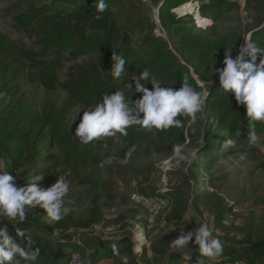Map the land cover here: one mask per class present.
<instances>
[{
  "label": "trees",
  "instance_id": "16d2710c",
  "mask_svg": "<svg viewBox=\"0 0 264 264\" xmlns=\"http://www.w3.org/2000/svg\"><path fill=\"white\" fill-rule=\"evenodd\" d=\"M119 1L106 0L109 7L99 14V20L95 18L98 15L95 0H52L33 10L32 17L24 20L29 26L36 19H41L40 32L46 35V49L52 48L59 53L68 52L76 58H94L93 64L73 67L65 82L60 83L56 74L42 81V86L47 91L61 89L67 95L62 105L49 102L38 108L24 101L23 96L17 97L21 91V70L0 58V167L16 177L15 182H20L21 187H27L28 180L36 175L51 186L59 176L66 180V173L69 172L73 182L90 188L91 225L104 222V212L114 198L109 179L113 163L100 166L111 155L114 140L109 137L88 145L80 144L74 134L82 118L70 121L71 113L77 106L89 109L100 101L103 94H112L116 89L123 88L131 80L133 73L139 74L145 68L163 82L162 87L181 86L186 79L198 91L205 93L202 113L206 119L214 121L211 128L202 127L194 134L188 127L152 132L133 127L128 129L126 137L119 135V138L130 145H137L148 138L183 144L188 135L193 142L199 144L201 153L210 156L213 161L199 163L204 168L205 176L210 175L218 148L232 138L247 139L250 130L246 108L235 101L234 92L224 91L215 80L218 73L214 70L223 68L216 66L215 60L219 56L225 58L227 47L222 42H228L227 37L222 42H206L194 33L196 26L193 16L177 17L172 13L181 5L195 0H161L158 5L161 25L169 37L176 39L175 50L153 36L143 37L133 45L126 44L128 47L122 46L121 30L130 28L117 19L115 9ZM212 1L200 8L202 17L199 23L202 25H206L205 19L218 24L224 14L233 12L236 7L228 0ZM251 3H261V0H248L246 7ZM62 17L64 19L59 20ZM250 41L255 42L258 47H264V27L254 31ZM113 52L122 54L129 61L120 80L113 79L107 72L111 70ZM46 55L44 51L35 58H44ZM262 59L264 54L258 53L257 64ZM30 60L34 62V59ZM52 65L58 67L57 61ZM99 69L105 72L102 73ZM192 73L200 77L204 87L197 84ZM147 87L151 90V85ZM125 91L133 101L142 95L135 92L134 82L133 89ZM1 97H9V100ZM255 132L257 135H264V122L256 123ZM57 147L61 150L60 155L54 153ZM42 162L46 165L39 169ZM198 188L197 200L202 195L201 187ZM139 193L146 201L164 197L142 190ZM174 199L178 200L177 197ZM175 209L182 214L187 209V202L179 200V206ZM227 212L230 209L217 213L215 222H221ZM0 223L9 222L0 219ZM89 226L75 223L72 231L56 234L52 229H42L41 217L27 216L26 221L14 225L9 231L15 235L14 227H19L32 238V247L40 248L36 264H73L75 256L82 255L87 250L90 251L87 264H104L115 258L116 253L112 248L115 243L96 239L80 231ZM116 245L118 248V244ZM137 246L142 248L140 259L146 260L148 245L141 241ZM188 251L192 256V264H264V238L247 245L224 246L222 255L216 258L201 256L198 250ZM128 253L131 254V251L128 250ZM166 264H184L183 251L178 250L175 255L168 257Z\"/></svg>",
  "mask_w": 264,
  "mask_h": 264
},
{
  "label": "rangeland",
  "instance_id": "374dc122",
  "mask_svg": "<svg viewBox=\"0 0 264 264\" xmlns=\"http://www.w3.org/2000/svg\"><path fill=\"white\" fill-rule=\"evenodd\" d=\"M50 1L52 0H0V58L21 70V91L17 97L23 96L24 101L38 108L49 102L62 105L67 99L61 89L47 91L42 86L43 80L56 74L60 83L65 82L73 67L93 64L94 59L76 58L68 52L59 53L52 48L46 49V35L40 32L41 19L26 25L24 20L32 17L33 10ZM160 1H119L115 9L117 19L130 28L121 30L122 46L133 45L143 37H155L154 16L159 12ZM228 1L236 5L233 12L224 14L218 24L213 23L205 28L196 27L194 33L210 43L222 42L227 37L228 42L222 44L233 49L232 56L235 58L244 39L250 40L254 31L264 27V6L261 3H251L246 7L248 0ZM212 2L204 0L200 3L202 6ZM51 17L53 19V15ZM62 19L64 18L59 20ZM162 41L175 50L176 39L167 35ZM44 51L47 53L46 57L35 58ZM30 59H34V62ZM224 59L219 56L215 60L216 66L224 67ZM55 61L58 67L52 65ZM43 63L47 65L44 66ZM192 76L199 86L204 87L198 75L192 73ZM215 80L219 82V75ZM1 99L8 101L9 97ZM84 110L87 108L77 106L71 113L70 121L82 118ZM213 123L200 112L196 123L187 127L197 134L202 127L211 128ZM257 137L255 142H250L248 138H232L235 143H223L215 154L217 159L209 176H205L204 168L199 163L213 162L211 157L203 155L198 148L199 144L193 142L188 135L186 142L181 145L192 159L191 165L184 162L177 164L172 158L173 145L177 143L148 138L137 145H130L121 141L119 134L111 137L114 140L111 156L115 159L109 179L114 198L104 212V222L96 226L100 229L98 236L101 240L118 244V253L104 264H166L168 257L178 252L169 251L170 242L181 231H193L201 223H206L224 246L236 247L261 241L264 238V135ZM133 146L135 150L132 151L130 162L121 165L119 161ZM54 153L61 154L59 147ZM242 153L247 154L245 160L239 158ZM165 161L169 163L166 165ZM45 165L42 162L39 169H43ZM66 181L70 182V191L64 200L66 211L62 220L50 222L39 206L35 209L27 208V216L41 217L42 229H52L56 234L72 231L75 223L87 224L90 225L88 228L80 230L87 234L88 229L95 226L91 225L90 188L73 182L69 172L66 173ZM15 183L21 187L20 182ZM38 185L41 188L50 187L42 180ZM198 187H201L202 195L197 200ZM141 190L164 197L146 201L139 193ZM179 200L187 202V209L182 214L175 209L179 206ZM145 202L148 204L145 205ZM228 209L230 212L225 214L223 220L215 222L216 214ZM3 220L8 221L6 218ZM8 222L9 229L16 225L15 222ZM141 241L148 245L146 260L139 257L142 248L137 245ZM188 250H198L194 240L189 243ZM89 253L87 250L82 255H76L75 264H87ZM188 264H192V259Z\"/></svg>",
  "mask_w": 264,
  "mask_h": 264
},
{
  "label": "clouds",
  "instance_id": "9594fccd",
  "mask_svg": "<svg viewBox=\"0 0 264 264\" xmlns=\"http://www.w3.org/2000/svg\"><path fill=\"white\" fill-rule=\"evenodd\" d=\"M95 7L98 13L95 18L99 20V14L104 13L109 5L106 0H95ZM204 23L211 26L213 21L205 19ZM225 49L224 67L214 71L219 75L220 88L234 92L235 101L246 108L250 129L248 139L255 142L258 139L256 123L264 122V59L257 64V54H264V47H258L255 42L244 39L235 58L232 56L233 49ZM111 60V70L107 72L113 79L120 80L129 61L116 52H113ZM210 70L213 75L212 66ZM133 82L135 92L142 94L135 101L125 91L128 88L133 89ZM147 85H151V90ZM162 85L163 82L147 68L139 74L133 73L131 80L123 88L116 89L112 94H103L99 102L83 111L82 119L76 127L75 138L80 144L88 145L117 134L126 137L128 129L133 127L152 132L172 128L186 129L187 126L195 124L204 107L205 93L198 91L186 79L182 81L179 89ZM227 143L233 144L235 141L229 139ZM134 150L135 146L124 154L119 163L127 165ZM172 158L177 164L184 162L191 165L193 162L181 144L173 145ZM239 158L245 160L247 154L242 153ZM114 159L109 155L100 166L112 164ZM164 163L167 165L169 162ZM15 180L16 177L0 167V219L6 218L16 224L23 223L27 219L26 209H35L37 206L44 210L50 222H59L64 218V200L70 191V182L63 176H59L55 184L48 188L39 187L38 182L42 180L39 175L28 180L27 187H18ZM8 225L0 223V264H36L40 248L32 247L34 242L24 229L14 227L13 235ZM193 240L201 256L216 258L223 253V242L213 235L206 223L198 224L193 231H181L168 245L169 251L182 250L184 264H188L192 258L188 254V245ZM112 248L114 253H118L116 244Z\"/></svg>",
  "mask_w": 264,
  "mask_h": 264
},
{
  "label": "built area",
  "instance_id": "2783aa9c",
  "mask_svg": "<svg viewBox=\"0 0 264 264\" xmlns=\"http://www.w3.org/2000/svg\"><path fill=\"white\" fill-rule=\"evenodd\" d=\"M191 2H194V1H191ZM195 2H196L195 5H192V6L188 7L187 9H183L181 11H178L177 10L178 8L174 9L173 10V14H176L177 17H180V16H193L195 26L197 28H205L206 26H209V25H202V24L199 23V19L202 17L200 15L201 3L198 0H195ZM261 4L264 6V0H261ZM154 25H155V28L153 30L154 36L156 38H158V39L165 40L167 38V32H166V30L163 28V26L160 23L159 12H157V14L154 16ZM147 204L148 203L145 202V205H147ZM88 230H89V232L91 234L87 231L86 232L87 235H89L91 237H94L96 239H100V237L98 236V232L100 231L98 226L95 225V226H93L92 228H90ZM83 232L85 233V231H83ZM138 247H140V246H138Z\"/></svg>",
  "mask_w": 264,
  "mask_h": 264
},
{
  "label": "bare ground",
  "instance_id": "6f19581e",
  "mask_svg": "<svg viewBox=\"0 0 264 264\" xmlns=\"http://www.w3.org/2000/svg\"><path fill=\"white\" fill-rule=\"evenodd\" d=\"M193 3L196 4L195 1H194V2H187V3L183 4V5H181L180 7H178L177 10H178V11H181V10H183V9H187L188 7L192 6Z\"/></svg>",
  "mask_w": 264,
  "mask_h": 264
}]
</instances>
